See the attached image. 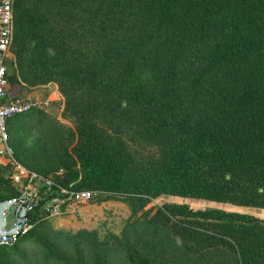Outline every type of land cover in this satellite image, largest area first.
Instances as JSON below:
<instances>
[{
    "label": "trees",
    "instance_id": "1",
    "mask_svg": "<svg viewBox=\"0 0 264 264\" xmlns=\"http://www.w3.org/2000/svg\"><path fill=\"white\" fill-rule=\"evenodd\" d=\"M10 46L11 83L55 82L74 118L78 163L58 184L264 208V0H13ZM132 135L153 141V162L133 160ZM57 190L39 187L17 239ZM152 220L195 253L264 264L253 214L167 203Z\"/></svg>",
    "mask_w": 264,
    "mask_h": 264
},
{
    "label": "rangeland",
    "instance_id": "2",
    "mask_svg": "<svg viewBox=\"0 0 264 264\" xmlns=\"http://www.w3.org/2000/svg\"><path fill=\"white\" fill-rule=\"evenodd\" d=\"M6 65L9 76L18 69L11 46ZM9 92L13 99H48L47 104L12 123L9 142L15 158L27 170L41 174L54 175L76 167V124L58 85L53 81L38 85L10 81ZM128 141L136 163L148 165L157 158L158 148L153 141L138 135L130 136ZM3 156L0 197H11L25 189L12 179L14 169L9 155ZM36 185L38 189L43 187L39 181ZM167 203L245 212L264 219V208L172 195H160L142 205L123 195L101 191L89 200L67 201L58 215L39 217L34 237L19 238L0 247V264H228L232 260L219 251L195 253L173 235L168 225L154 222L156 210ZM13 218L10 213L9 224Z\"/></svg>",
    "mask_w": 264,
    "mask_h": 264
},
{
    "label": "built area",
    "instance_id": "3",
    "mask_svg": "<svg viewBox=\"0 0 264 264\" xmlns=\"http://www.w3.org/2000/svg\"><path fill=\"white\" fill-rule=\"evenodd\" d=\"M13 39V0H0V153L8 154L14 172L12 179L16 183L23 184L25 190L20 194V198L33 203L38 197V187L36 182H41L47 190L53 186L57 187L58 193L48 198L42 205V210L52 216L60 213L61 206L71 199L89 200L97 196L100 191L94 189H71L57 183L56 178L61 177L64 170L55 172V175L41 174L27 170L15 158L13 148L10 145L9 121L20 114H25L31 110L41 108L47 104L48 99L42 102L39 99H13L9 92L10 79L6 65L9 56V49ZM28 221L23 224L22 230L17 236L10 239L3 237L0 239V246L16 240L17 237L27 231Z\"/></svg>",
    "mask_w": 264,
    "mask_h": 264
},
{
    "label": "water",
    "instance_id": "4",
    "mask_svg": "<svg viewBox=\"0 0 264 264\" xmlns=\"http://www.w3.org/2000/svg\"><path fill=\"white\" fill-rule=\"evenodd\" d=\"M40 197L33 203L27 202L20 197L0 200V239H10L18 235L23 224L31 219L32 213L39 208ZM13 214V222L9 224L8 217Z\"/></svg>",
    "mask_w": 264,
    "mask_h": 264
},
{
    "label": "crops",
    "instance_id": "5",
    "mask_svg": "<svg viewBox=\"0 0 264 264\" xmlns=\"http://www.w3.org/2000/svg\"><path fill=\"white\" fill-rule=\"evenodd\" d=\"M18 117H16V118H14V119H12V120H10V127H11V125H12V123L14 122V120H16ZM11 145V144H10ZM11 147L13 148V146L11 145ZM13 151H14V148H13ZM4 154H2L1 156L2 157H4L3 156ZM2 157H0L1 159H3ZM0 163H1V161H0ZM22 164V163H21ZM23 165V164H22ZM25 168H26V166L25 165H23Z\"/></svg>",
    "mask_w": 264,
    "mask_h": 264
}]
</instances>
